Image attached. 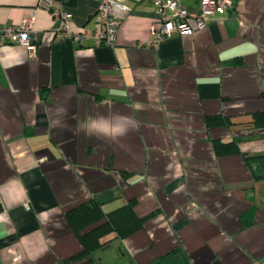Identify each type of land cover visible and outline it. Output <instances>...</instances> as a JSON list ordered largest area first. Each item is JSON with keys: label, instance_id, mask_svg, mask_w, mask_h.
I'll list each match as a JSON object with an SVG mask.
<instances>
[{"label": "crops", "instance_id": "1", "mask_svg": "<svg viewBox=\"0 0 264 264\" xmlns=\"http://www.w3.org/2000/svg\"><path fill=\"white\" fill-rule=\"evenodd\" d=\"M197 13L201 0H179ZM38 0H0V26L33 17L35 46L0 45V264H62L82 247L65 212L135 199L143 227L93 251L101 264H264V0H239L207 28L149 45L153 0H125L115 45L54 35ZM73 30L98 29L96 0H66ZM134 122L115 139L90 117ZM221 115L228 127L208 129ZM239 154L217 156L212 141ZM172 258H165L174 252ZM165 258V259H164Z\"/></svg>", "mask_w": 264, "mask_h": 264}, {"label": "built area", "instance_id": "2", "mask_svg": "<svg viewBox=\"0 0 264 264\" xmlns=\"http://www.w3.org/2000/svg\"><path fill=\"white\" fill-rule=\"evenodd\" d=\"M66 0H38L37 6L47 11L55 23L54 35L68 37L75 43L91 40L95 46L113 47L120 25L117 10H125V0H96V20L98 29L83 28L73 30L71 14L65 10ZM239 0H201L197 13H188L179 0H153L157 20L150 24L155 45L172 34L191 35L207 28V17L215 12L233 10ZM33 17L24 19L20 24L0 26V45L13 44L24 46L31 56L35 46L28 41L27 34L33 28Z\"/></svg>", "mask_w": 264, "mask_h": 264}, {"label": "trees", "instance_id": "3", "mask_svg": "<svg viewBox=\"0 0 264 264\" xmlns=\"http://www.w3.org/2000/svg\"><path fill=\"white\" fill-rule=\"evenodd\" d=\"M230 123L229 119L221 115L205 117V126L208 129L228 127ZM252 124L255 129H264V113L253 115ZM212 149L217 156L240 153L234 141L214 140ZM242 155L252 176L256 179H264V154ZM136 205L137 201L130 199L123 205L104 211L101 204L90 199L68 209L65 212V219L82 250L63 260L62 264H101L99 260L93 258L94 250L107 245L113 238L124 239L134 234L143 227L149 217L154 215L151 213L139 217L135 211ZM174 255H178L176 251L165 258H172ZM179 264H186L183 258H180Z\"/></svg>", "mask_w": 264, "mask_h": 264}, {"label": "clouds", "instance_id": "4", "mask_svg": "<svg viewBox=\"0 0 264 264\" xmlns=\"http://www.w3.org/2000/svg\"><path fill=\"white\" fill-rule=\"evenodd\" d=\"M133 124L134 122L130 117L112 114L110 116L90 117L85 122L84 128L91 135L115 139L127 135Z\"/></svg>", "mask_w": 264, "mask_h": 264}]
</instances>
